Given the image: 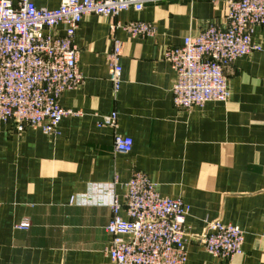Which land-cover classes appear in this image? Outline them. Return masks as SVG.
Wrapping results in <instances>:
<instances>
[{"label": "crops", "instance_id": "0c3cea01", "mask_svg": "<svg viewBox=\"0 0 264 264\" xmlns=\"http://www.w3.org/2000/svg\"><path fill=\"white\" fill-rule=\"evenodd\" d=\"M35 3L56 9L61 0ZM226 12V0H160L115 18L83 19L75 44L85 80L60 98L75 114L52 134L0 120V264H115L106 253L110 206L71 200L115 178L122 200L135 171L190 207L187 234H202L217 219L244 231L240 254L224 260L190 243L186 264H264V25L252 35L262 49L226 69L227 102L176 107V72L165 59L187 36L225 25ZM134 21L152 23L155 33L131 35L124 26ZM115 40L123 46L116 97L108 58ZM114 111L117 127L101 126ZM116 134L133 139L130 153L115 151ZM121 216L127 218L124 210Z\"/></svg>", "mask_w": 264, "mask_h": 264}, {"label": "built area", "instance_id": "2783aa9c", "mask_svg": "<svg viewBox=\"0 0 264 264\" xmlns=\"http://www.w3.org/2000/svg\"><path fill=\"white\" fill-rule=\"evenodd\" d=\"M158 1L61 0L58 8L47 9L38 7L35 0H0V120L18 131L31 127L46 134L57 132L62 119L75 114L61 106L62 94L85 80L75 44L83 19L92 14L115 18ZM226 4L225 25L211 23L196 36H187L181 46L166 50L165 59L176 72L174 103L180 109L227 102L232 91L226 69L236 59L262 49L253 43L252 35L257 26L264 25V0H226ZM60 25L64 33L58 31ZM124 29L133 36L155 33L154 25L143 21L131 22ZM122 50V42L115 40L108 57L115 97L122 85ZM100 125L116 128L118 113L106 116ZM133 146L132 138L116 134L117 153H130ZM118 184L119 178L92 183L86 193L71 200L75 205L110 206L113 217L106 230L112 239L106 253L115 264H186L190 243L224 260L241 253L244 231L220 219L208 220L202 234H187L190 207L181 198L162 196L145 173H133L122 200ZM122 210L127 218L121 216Z\"/></svg>", "mask_w": 264, "mask_h": 264}]
</instances>
